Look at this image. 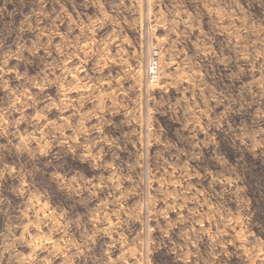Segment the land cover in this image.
Masks as SVG:
<instances>
[{"label": "rangeland", "instance_id": "obj_1", "mask_svg": "<svg viewBox=\"0 0 264 264\" xmlns=\"http://www.w3.org/2000/svg\"><path fill=\"white\" fill-rule=\"evenodd\" d=\"M0 264H264V0H0Z\"/></svg>", "mask_w": 264, "mask_h": 264}, {"label": "built area", "instance_id": "obj_2", "mask_svg": "<svg viewBox=\"0 0 264 264\" xmlns=\"http://www.w3.org/2000/svg\"><path fill=\"white\" fill-rule=\"evenodd\" d=\"M149 72H150V74H149L150 78L152 80L157 77L158 74H157V64H156V62H155V64L151 65V68H150Z\"/></svg>", "mask_w": 264, "mask_h": 264}]
</instances>
